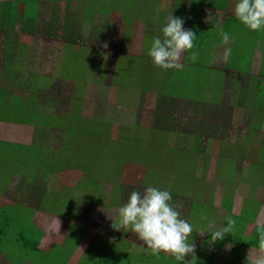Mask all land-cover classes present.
Masks as SVG:
<instances>
[{
	"label": "crops",
	"instance_id": "crops-1",
	"mask_svg": "<svg viewBox=\"0 0 264 264\" xmlns=\"http://www.w3.org/2000/svg\"><path fill=\"white\" fill-rule=\"evenodd\" d=\"M151 1L155 3V6L149 5ZM205 1L206 0H48L45 4L40 2L42 7L38 16L31 17L27 12V7L31 6L34 0H0V60L3 56L2 51L14 48L13 46H7L8 44H15V51L17 52L25 49L30 51L29 48L33 44L35 50L34 52L30 51L32 54H30L29 57V59L32 60L35 59V57H32L33 54L35 56L37 53L50 50L55 54L51 57L52 66H62L65 61L70 60L76 62L78 56L84 51L83 57L81 56L80 58L84 60L85 68H91L93 66V68L104 70L102 67L105 66L106 63L109 67H114L112 68V74H110L111 83L112 86L118 85L121 88L124 97L135 95L136 92H138V95L142 94L143 98L148 92L156 94L157 100L153 106L155 112V109H158L156 103L161 99L159 96L161 89L157 86L160 81L156 79L155 88L152 91H146L143 86L151 82V76L156 74L158 70L163 72V69L152 65V59L147 54L151 47L152 39L155 36H162L161 29L170 14L173 17L183 18V27L185 29H190V25H188L189 20L193 21L190 30L195 29L193 31L194 33H196L197 30L198 34H207L206 41H210V45H206L203 50L196 47L192 49V51L199 50L210 56L209 61L207 58H204V60L208 61V65L212 67V75L207 80V87L201 97L206 99L219 98L220 102H226L225 104L232 114V119L233 115L236 117L237 126L239 125L238 131H242V135L240 133L236 138L226 139L220 144L222 146H227L229 143L240 147L244 141H249V147L252 151L249 189L245 191L243 190L244 186L241 187L239 191L231 194L229 201H226L219 196L221 185L215 183L214 178H211L212 176L209 175L207 182L210 184V190L207 193L206 200V204H211L213 208V204H216L217 207L218 201H220V204H218L220 207L217 208L215 213L220 216L222 220H224L225 215L226 217L228 216L227 219H234L237 224L241 221V218H245L244 222H246V227L241 236V242L247 243L250 239L252 244L246 245L241 255L239 257H234L232 261L227 264H247V259L250 260L255 256L258 249V246L254 245L255 241L258 242V235L255 237L257 224L264 222V71L261 73V67L264 68V59L263 64L260 59L261 53L264 52V45L258 47L260 43H256L257 46H255L253 50V60L249 73H245L241 76H232L230 79L226 76L225 80L220 77L217 81V76L216 74L214 75V72L216 71L215 68L224 65V51L227 48H231L233 51L237 45L236 41L235 43L233 42V45L231 43L222 44V37L220 36L221 31L230 34L233 26L237 24L241 27L244 26L249 33L252 30H249L243 25L234 15V5L238 0H211L210 3ZM157 2L159 3V7H156L158 4ZM4 3L14 5V7L9 8V14L6 12L7 8L1 7ZM169 3L171 7L166 13L164 8L165 5ZM6 15L8 16V21H5ZM55 16L58 17L57 22L55 21ZM24 18L28 20L31 18V21L35 19V21H30L31 24L29 23L28 26L23 29L22 20ZM12 19H16L15 21L18 20L21 25L20 28H18L16 24V27H9L10 30L7 29L6 24H9V21ZM3 31L9 32L8 37L13 38L7 41V39L4 38ZM105 35H109L107 40ZM18 36L20 40L16 41ZM27 39H29L32 44L26 42ZM133 42H135V47L140 52L134 54V56L124 54L121 58V62H118L116 53L131 50ZM196 42L197 40H194L193 43ZM5 44L6 46H3ZM4 47H7V49ZM246 50L248 51L249 49L247 48ZM109 54V58H106V55ZM37 60H41V57L37 56L36 61ZM22 61L24 65V58ZM104 61L107 62L105 63ZM180 63L182 64V59ZM1 67L2 64L0 61V85L3 83L2 79L4 77L2 76ZM24 70L26 71L27 69L24 68ZM139 70H142L140 74H138ZM173 70L178 72L180 68H173ZM62 75L66 77V83H71L75 80H78L77 83H84L82 81L100 83L104 81V76L102 77L98 71H91L84 75L76 74L75 80H72V77H68L66 74H63V72ZM46 76L47 75H43L41 77ZM116 76H119L120 79H117ZM137 77H141V79L138 80ZM217 85L219 89L216 92L214 88ZM40 87L39 94L43 93L44 86L40 85ZM34 88L30 85L29 89L24 90L22 93L25 95V98L22 100L24 103H26L27 100L25 99H27V97H32V93L34 96L37 95ZM15 95H18V93ZM33 97L30 101L34 104ZM13 99L14 97L3 102L2 91L0 92V110L10 114L7 120H2L0 118V142H12L7 145L24 146L26 150H29L33 146L35 149L36 146L33 143L36 141H44L48 143L45 147L46 149L41 147L42 151L45 153L49 151L51 154L56 155V151L60 150L61 146L58 144H51L49 140L54 139L52 133L55 134L60 131L54 129L55 127L49 119L47 122L43 121L42 124H38L34 120L30 121L31 119H28L30 121L29 123L10 120L16 119V115L18 119H20V117L25 118V113L22 112L20 107L21 104L14 102ZM16 99L18 100V97ZM45 100L47 102L48 97L47 99L45 98ZM49 101L47 107L43 106V108L39 109L40 114L42 113L43 116L48 114L50 116L62 114L64 107L59 105L60 100L57 98H50ZM35 103L39 105V101H35ZM37 105L36 109L35 105L28 109L30 113L38 109ZM141 107L142 105L139 108ZM96 115L100 114H95V116ZM46 118L47 116L45 119ZM245 118L248 119L245 120ZM109 124L113 125L112 123ZM19 128L25 130L29 129L31 132L27 137L22 136L23 141L16 139V133L19 131ZM113 129L115 131V128ZM45 133H49L48 137ZM52 146L56 148H51ZM255 148L256 151L253 150ZM67 151L69 152L70 149L67 148ZM47 155L42 162L31 160L26 154H22L21 157L17 158L10 157V162L4 161V158L0 157V160H3L5 163V165H1L0 163V224L4 213H6L9 215L10 220L13 219L18 229H20L18 233H21V229L42 232L43 237L40 240L38 248L42 250L43 258L48 256L44 250L45 247H51L57 242H60L61 245L63 243L61 242L63 239L61 241H54V239L48 241L49 239L46 238V233L42 231L43 227L49 223L50 220H58L65 222V224L68 223L69 229L65 234V239H68L66 237H70L69 235L73 230V226H76L78 241L75 243L74 250L69 252V255L66 257L67 260H65V264H78L82 259L81 256L77 261H73L72 256L75 252L77 254V245H82L80 244L83 239L81 234L86 230L84 226H80L76 222L83 205H79L80 207H78L76 211L73 209L75 214H72L71 219L75 222H71V219L64 215L59 216L55 214L59 213V209L53 208L55 213H51L50 204H47L50 200L46 198L50 197V193L55 190H58L59 194L64 191L63 189L68 179V173L75 172V168L68 169L66 167L65 169L63 164L64 158H62L61 164L60 162L58 163L57 167V164L54 162L56 160H51ZM15 178L19 179V183L15 189H10V185H12ZM60 178L62 179L59 180ZM53 180H56L55 185L58 186L54 185ZM220 181L223 180L218 179V182ZM61 185H63V188ZM71 190L72 189L69 190L70 193H72ZM40 195H42L41 201L39 197H35ZM212 198H214V201H212ZM246 202L249 204H245ZM58 203L63 207L66 204L65 201L63 203L61 200H59ZM54 204H56V202H54ZM114 207L117 206L112 204V207L107 208L112 209ZM243 214H245V216H243ZM235 216L241 218L238 219ZM221 226H223L222 222H218L216 228H220ZM62 228L64 230L66 227L64 226ZM208 230L211 231L213 229L208 228ZM201 231L203 230L201 229L193 233L192 238L189 240V243L195 245L194 255H188L184 260L180 261L175 259L176 264H202L203 262L206 264H215L221 257L222 262L220 264H226L229 252L232 248L231 242L235 240L238 234H229L230 238H226L225 235L222 240L212 242L210 240L211 234L207 231L200 234L199 232ZM76 234L72 236L75 238ZM44 238L47 239V243L45 244L42 242ZM125 242L128 247L132 246L130 241L126 240ZM221 243L222 246H219L218 244ZM226 245H230V247L226 249ZM225 250L226 254L222 255V252ZM130 254L132 255V251H130ZM140 254L141 252H139V256H141ZM145 254L146 252H144V256H146ZM197 254H200L198 258ZM2 257L0 256V264H4L5 259ZM208 257H210V259L206 260ZM46 260L49 259L46 258ZM27 264L32 263L28 261ZM60 264L63 263L61 262Z\"/></svg>",
	"mask_w": 264,
	"mask_h": 264
},
{
	"label": "rangeland",
	"instance_id": "rangeland-1",
	"mask_svg": "<svg viewBox=\"0 0 264 264\" xmlns=\"http://www.w3.org/2000/svg\"><path fill=\"white\" fill-rule=\"evenodd\" d=\"M210 1L206 0L205 2ZM40 2L45 4L48 0H34V3L27 7V12L31 17L38 16L42 7ZM154 4L153 1L149 2V5L153 6ZM157 6L159 7V3ZM170 7V3L165 5L164 10L166 13ZM34 21L35 19H32V22ZM55 21H58L57 16H55ZM192 23L193 21L189 20L188 25H190V28ZM20 26L17 20V27L20 28ZM246 32L247 30L244 26L241 27L238 24L233 26L229 34L230 40L228 43H233L236 38H241ZM105 37L107 40L109 35H105ZM26 42L32 44L29 39ZM29 49L34 52L35 46L32 44ZM30 51L25 49L16 52L17 57L14 62L20 65L22 69L26 68L33 72L37 70V66L42 68L40 75L36 72L32 73L29 79L32 84L31 87H35V93L37 94L33 97L34 102L37 100L47 107L50 98H57L60 100L59 105L64 107L60 115L50 116L48 114L46 119L44 116L41 117L45 122L49 119L54 125V129L60 131L55 133L56 137L52 133L54 139L49 141L51 144L60 145L61 149L56 151V155H53L49 151L45 153L41 149V147L46 149L48 142L36 141L33 143L36 146L35 149L33 146L31 147L32 150H26L24 146L7 145L12 142L3 141L0 142V157L4 158V161L10 162V157L17 158L21 157L22 154H26L31 160L42 162L48 154L47 156L51 160H56L54 162L57 167L58 163L60 162L61 164L62 158H64L65 169L66 167L68 169L75 168V172L68 173L64 191L60 192L58 196L66 197L67 189H72L71 194L77 197H71L68 194V202L64 207L57 203L50 208L51 213H55L53 208L59 209V213L55 214L64 215L71 219L70 216L75 214L73 209L76 211L80 207L79 205H83L76 222L80 226H84L86 230L81 234L83 239L80 244L82 245H77V254L76 252L73 254V261H77L81 256L82 259L78 264H102L104 260L110 261L111 264H176L173 255L161 252L158 257L154 256L136 234L130 230L117 229L112 226L114 223L119 227L117 210L122 204L126 203L130 193L132 191L143 193L145 188L149 186L170 192L171 200L169 203L172 206L175 205L174 209L180 213V217L193 226V233L201 229L203 231L208 230L209 224H213L214 228H216L218 222H222L226 226L228 216L224 215V220H222L215 213L217 208L220 207L218 205L220 201H218L217 207L216 204H213L214 208L211 204V206L206 204L207 193L210 190L207 178L209 179V175H211L215 183L221 185L219 196L226 201L230 200L233 192L239 191L243 186V190L247 191L251 180L250 165L252 158L249 141H246L247 143L244 141L240 147L229 143L227 146H222L219 141L208 142L203 140L202 143H198L200 146L203 145L207 148L206 152L209 153L208 155L200 156V158H206L207 156L212 160L205 177L203 170H196L190 164V158L193 154L191 155L189 150L198 146L196 142L192 141V139H184L180 133L169 134L154 129L152 116L154 115L153 106L157 100L156 94L148 92L143 98L142 94L138 95V92H136L135 95L124 97L123 91L118 85H110V74H112V68L114 67H109L106 63L107 61H104L106 64L102 67L106 74L101 84L90 83L92 81L87 83L82 81L85 82L84 85L83 83H76L80 86L77 87L75 83H66V77L62 75V72L66 75L68 71L71 72L72 70L78 75L84 73L87 68L84 67V60L80 58L81 56L83 57L84 51L78 56L76 62L73 60L65 61L62 66L51 65V57L55 54L50 50L37 53L35 56L33 54L34 60L29 59L30 54H32ZM139 52L135 47V42H133L131 50L117 52L116 57L118 62H121L124 54L134 56V54ZM37 56H40L41 60L36 61ZM108 56L110 54L106 55V58H109ZM22 57L24 58L25 66L23 65ZM152 65H154L153 62ZM141 71L139 70L138 74ZM43 75L47 76L41 77ZM116 77L120 79L119 76ZM137 79L140 80L141 77H137ZM40 85L44 86L41 94H39ZM84 86L85 88H83ZM80 88H83V93ZM47 97L48 101L46 102L45 98L47 99ZM13 100L18 103L17 99ZM217 102H220L219 99H213L206 101V104L211 107ZM225 103L223 108L228 110V106ZM140 104L142 105L141 108L138 106ZM156 105H158V101ZM200 108L202 107L200 106ZM98 111H104L103 115L95 116V114H100ZM182 116L181 119L183 121L203 118L200 113L198 114L195 111L193 105ZM9 117L10 114L8 112L0 110V118L2 120H7ZM15 118L10 120L23 121L22 118L18 119L17 115ZM86 118L95 120H86ZM108 122L114 125L115 131ZM230 125L231 131H227V139L236 138L240 133L242 135V131H238L239 125L237 126L234 115ZM16 134V139L23 141L22 136L27 137L31 132L29 129L19 128ZM45 134L48 137L49 133ZM108 135L109 137H107ZM51 148L56 147L52 146ZM67 148L70 149L69 152ZM183 149L187 152H183ZM221 150H223V155L217 162L219 159L218 154ZM253 150L256 151V148ZM4 161L0 160L1 165H5ZM84 170H89L90 173L93 172L95 174L92 177L89 174L86 176L83 173ZM195 174L197 175L193 177ZM218 179L223 181L218 182ZM53 181L55 185L56 180ZM18 183L19 179L15 178L12 185H10V189H15ZM212 201H214V198H212ZM47 204L51 203L48 202ZM112 204L117 207L107 208L112 207ZM245 204L248 205L249 203L246 202ZM202 217H206V219H202ZM70 221L73 222L74 220L71 219ZM63 224L65 222L50 220L45 226L43 225L42 231L46 233L48 241L50 239H54V241L63 239L64 241L69 225L68 223ZM64 226L66 228L63 230L62 227ZM12 227L18 229L16 224H13ZM244 227H246V224L244 225L241 220L236 224L234 233L241 237L244 233ZM193 233L188 237V243ZM16 237H19V235H16ZM46 238L42 240L44 244L47 243ZM77 238V234L75 238H69L72 241H66L65 246L57 242L51 247H45L44 250L48 256L44 258L40 255V252L38 254L36 251L21 252L19 255H23L26 258L33 257L35 264H60L69 255V252L74 250L75 243L78 241ZM227 238H229V234ZM126 240L131 242V247H128ZM14 249L10 250V254L13 255ZM130 251H132V255ZM139 252H141V256H139ZM144 252H146V256H144ZM225 254L226 250L222 252V255ZM199 255L197 254V258ZM13 256L17 259V256ZM46 258L49 260H46ZM208 259L210 257L206 258V260ZM221 259L222 257L215 264H220L222 262Z\"/></svg>",
	"mask_w": 264,
	"mask_h": 264
},
{
	"label": "trees",
	"instance_id": "trees-1",
	"mask_svg": "<svg viewBox=\"0 0 264 264\" xmlns=\"http://www.w3.org/2000/svg\"><path fill=\"white\" fill-rule=\"evenodd\" d=\"M210 3V2H208ZM3 8H7L6 12L9 14V8L14 7L13 4L4 3ZM5 16V15H4ZM16 16V15H12ZM16 19L10 20L9 24L7 25V29L10 30V28L16 27L17 21ZM5 21H8V16L6 15ZM15 21V22H13ZM31 20H28L27 18H24L22 20L23 23V29H25ZM32 22V21H31ZM31 24V23H30ZM10 27V28H9ZM191 29V28H190ZM195 29L191 30L192 32ZM9 33V32H8ZM7 32L3 31L4 38L7 39V41H10L13 37H8ZM194 33V32H193ZM195 34V41L194 47L203 50L206 45H210V41L207 40V34L202 33L198 34L197 30ZM15 36V35H14ZM198 38V39H197ZM20 37H17L16 41H19ZM237 42V45L235 49L231 50V56L229 57L227 62H224V65L222 67L215 68L216 71L214 72V75L217 76V81L220 79L225 80V77L228 76V79L232 76H241L245 73H249L251 69V64L253 60V50L254 47L257 46L256 43H260V46L262 47L264 45V29L260 31H251L250 33L246 32L244 35H242L241 38L235 39ZM234 41V43H235ZM194 42V41H193ZM240 42V43H239ZM7 43V42H6ZM243 43V44H242ZM233 45V43H231ZM3 46H6L3 45ZM7 46H13L12 49H7L5 51H2L3 56L1 61L2 67V76L3 77V83L0 85V92L2 91V98L3 102L8 100L9 98L14 97L16 99L18 97V103L21 104L20 107L22 109V112L25 113V118L20 117L23 119L24 123H29L30 121L34 120L38 124H42L43 120L41 117L43 114L39 112V109L43 108V103H37L30 101L32 97H27L26 103H24L22 100L25 98V95L22 93L25 89H29L30 85H32L30 82V76L32 73H37L38 75L41 74L42 68L37 66L36 71L31 70H24L21 68L20 65H17L14 60L17 57V54L15 51V44L13 45H7ZM249 49L248 51L246 49ZM192 51V50H190ZM190 51H186L182 54V67L178 72H175L172 69H163V72L161 70H158V72L151 76V79L149 84L143 85L144 89L146 91H152L154 90V86L156 83V79H159V84L157 85L159 89H161V92L159 96L161 99H159L158 102V109H155L154 115L152 116V122L154 125V129L163 132V133H169V134H182V137L184 139H192V141L197 143L196 148H192L190 153L192 157L190 158V161L193 165V168L196 170H203L204 175L206 177L209 165L212 162L209 157L206 156V158H200L202 155H208L209 153L206 152V149L203 145H199L200 142L202 143L203 140H207L208 142H214V141H225L227 139V131H230V124L232 120V114L229 112V109L226 110L223 108L224 102H217V104H213L211 107L206 104V101H211L213 99H206L202 96V93L205 92V89L207 87V80L212 75L211 70L212 67L208 65L209 61V55L205 54L202 51L197 50L198 52V58L196 62H192L189 60ZM264 52L261 53V61L263 64L264 59ZM204 58H207L208 61H205ZM39 69V71H38ZM221 69V70H220ZM91 71H98L100 75L105 76L106 71L100 70L98 68H87L86 71L80 75H84L85 73H89ZM264 68L261 67V73H263ZM151 73V72H150ZM161 74V75H160ZM75 71L72 70L71 72H67L68 77H72V80H75ZM101 77V79H102ZM105 79V77H104ZM78 80H75L71 83H77ZM30 83V84H29ZM85 83V82H84ZM83 83V85H84ZM87 83V82H86ZM91 83V82H90ZM102 82H100L101 84ZM96 84V83H93ZM77 87L79 84H76ZM75 85V86H76ZM112 85V83H110ZM86 86V85H85ZM85 86L83 88H85ZM138 86V85H135ZM224 86V84H223ZM80 87V86H79ZM83 88H80V91L83 93ZM219 89V86H215L214 91L217 92ZM32 91V90H31ZM14 93V94H12ZM18 95H15L17 94ZM159 93V90H158ZM162 95V96H161ZM21 99V100H20ZM219 99V98H217ZM37 101V100H36ZM220 101V100H219ZM29 102V103H28ZM215 102V101H214ZM222 103V104H221ZM31 104V105H30ZM37 105V110H35L33 113H30L28 109H30L31 106ZM191 105L195 107V111L200 113V116L203 118L200 120H194V119H187L183 121L181 118L183 117L182 114L187 111ZM141 106V104H140ZM200 106L202 108H200ZM100 112V115H103L104 111H98ZM46 116H44L45 118ZM100 118V117H98ZM154 118V119H153ZM28 119H31L30 121ZM92 118H86V120ZM107 122V121H106ZM184 123V124H183ZM109 124V123H108ZM111 128H113V125L109 124ZM111 135V134H109ZM109 135L107 137H109ZM199 143V144H198ZM185 145V144H184ZM183 146V145H182ZM183 152H187L184 149ZM223 153V150H221ZM218 154V160H220L222 153ZM84 154H86L83 151ZM84 175L87 176L89 174L91 177L95 173H90L89 170L83 171ZM197 174L193 175L195 177ZM70 177V175H69ZM89 177V176H88ZM62 186V185H61ZM67 195L64 196H58V190H55L50 193V197H46L50 200V208H52L55 204L54 201H56V204L61 200L63 203L64 201L67 203V196L68 194L71 197H77L75 195H72L69 190L67 189ZM39 197L40 201L42 200V195L35 196ZM189 206V205H188ZM175 208V205L172 206ZM229 208V206H228ZM245 216V214H243ZM72 218V215L70 216ZM236 217V216H235ZM240 219L241 217H236ZM245 218H241L243 224L245 225L246 222H244ZM15 224L14 220H10V217L8 214L4 213L2 217V222L0 224V256L5 259L4 264H27L28 261L32 264H35V259L33 257H24L21 254V252H28V251H36L40 252V255L43 257V252L41 249H39V243L41 238L43 237L42 232H33L32 230L28 229H21V233H18L20 229H16L12 227V225ZM245 229V227H244ZM243 229V231H244ZM75 231V232H73ZM76 226H73V230L70 233V238H74L72 235L76 234ZM14 234V236H12ZM19 237H16L15 236ZM257 229L255 230V237L257 236ZM228 237V234H226V238ZM230 238V236H229ZM65 239L63 241L62 246H65V242L72 241ZM232 248L228 255V260L226 261V264L232 261L234 257H239L241 255L242 250L245 248L246 245H251V240L249 239L247 243L241 242V237L238 235L234 241L231 242ZM259 242L255 241L254 245L258 246ZM8 245V246H7ZM131 245V244H130ZM219 246H222L221 244H218ZM5 246H7L5 248ZM68 247V246H67ZM15 248V249H14ZM14 249L13 255L17 256V259L10 254V250ZM31 258V259H30ZM66 258L63 259L62 263L65 264ZM102 264H111L110 261L104 260ZM206 264V263H202Z\"/></svg>",
	"mask_w": 264,
	"mask_h": 264
},
{
	"label": "clouds",
	"instance_id": "clouds-1",
	"mask_svg": "<svg viewBox=\"0 0 264 264\" xmlns=\"http://www.w3.org/2000/svg\"><path fill=\"white\" fill-rule=\"evenodd\" d=\"M235 17L249 30L260 31L264 29V0H238L234 5ZM184 20L180 17H167L163 25L162 36L152 39L148 56L151 57L155 66L161 69H179L181 56L184 52L194 48L195 34L190 29L183 27ZM222 44L230 40L228 33L221 31ZM231 56V48L223 53V60L228 61ZM198 52L190 51L189 60L196 62ZM171 194L167 190L157 187H146L143 193L132 191L124 203L117 210L119 227L117 229L130 230L143 241L151 254L159 256L161 252L171 254L177 261L184 260L188 255H194L195 245L188 243V237L193 233V226L180 217V213L169 203ZM112 217L111 215H109ZM206 219V217H202ZM236 221L227 219L226 226L214 228L209 224L210 240L215 242L222 240L225 234L234 235ZM258 249L247 264H264V222L257 224ZM230 245H226V249Z\"/></svg>",
	"mask_w": 264,
	"mask_h": 264
}]
</instances>
